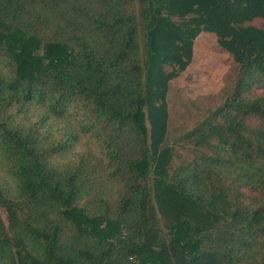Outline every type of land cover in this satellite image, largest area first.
<instances>
[{
  "label": "trees",
  "instance_id": "trees-1",
  "mask_svg": "<svg viewBox=\"0 0 264 264\" xmlns=\"http://www.w3.org/2000/svg\"><path fill=\"white\" fill-rule=\"evenodd\" d=\"M255 19L264 0H0V264H264ZM202 32L237 79L175 165L167 94Z\"/></svg>",
  "mask_w": 264,
  "mask_h": 264
},
{
  "label": "rangeland",
  "instance_id": "rangeland-1",
  "mask_svg": "<svg viewBox=\"0 0 264 264\" xmlns=\"http://www.w3.org/2000/svg\"><path fill=\"white\" fill-rule=\"evenodd\" d=\"M250 25L264 29V20L255 19ZM238 68L231 55L218 45L215 35L202 32L196 38L191 63L170 82L167 94L168 144L174 145L173 164L194 154L192 146L183 139L184 134L231 96Z\"/></svg>",
  "mask_w": 264,
  "mask_h": 264
}]
</instances>
